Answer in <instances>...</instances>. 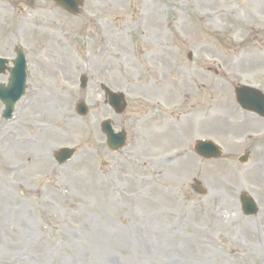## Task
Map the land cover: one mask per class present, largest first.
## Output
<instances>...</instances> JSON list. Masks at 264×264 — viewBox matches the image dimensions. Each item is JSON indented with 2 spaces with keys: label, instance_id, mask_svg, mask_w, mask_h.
I'll list each match as a JSON object with an SVG mask.
<instances>
[{
  "label": "rangeland",
  "instance_id": "obj_1",
  "mask_svg": "<svg viewBox=\"0 0 264 264\" xmlns=\"http://www.w3.org/2000/svg\"><path fill=\"white\" fill-rule=\"evenodd\" d=\"M89 6L91 20L61 12L68 68H30L7 125L0 104V264H264V120L242 112L233 93L237 84L264 91V0ZM105 35H114L110 51L100 50ZM100 84L124 94L122 114ZM181 113L188 118L169 121ZM106 119L127 133L116 153L100 132ZM15 138L29 141L25 156ZM197 140L223 157L200 159ZM59 148L76 150L62 167ZM242 190L255 217L241 214Z\"/></svg>",
  "mask_w": 264,
  "mask_h": 264
},
{
  "label": "flooded vegetation",
  "instance_id": "obj_2",
  "mask_svg": "<svg viewBox=\"0 0 264 264\" xmlns=\"http://www.w3.org/2000/svg\"><path fill=\"white\" fill-rule=\"evenodd\" d=\"M21 50L33 69L61 68V8L54 0H0V57Z\"/></svg>",
  "mask_w": 264,
  "mask_h": 264
},
{
  "label": "water",
  "instance_id": "obj_3",
  "mask_svg": "<svg viewBox=\"0 0 264 264\" xmlns=\"http://www.w3.org/2000/svg\"><path fill=\"white\" fill-rule=\"evenodd\" d=\"M20 72H21V70L18 71L17 73L14 72V75H18ZM22 79H21V81H22ZM14 81H15V76H14ZM23 87H24V85L22 83V88ZM237 95L239 96L238 101L244 109H247L250 111H255V112L259 113L260 115H264V97H262V96L260 97L256 91H253L252 89H249L246 87H240L239 89H237ZM109 96L111 97V99L114 101L115 104L121 103V99H122L121 95L109 93ZM242 96H246V98H248V100H246V101L242 100V98H241ZM14 102H15L14 100L10 101V102H5V101L3 102L5 104L4 116L6 118L12 112ZM83 107H84L83 104H79L78 111L80 114L85 113V109ZM122 109H123V107L119 106L117 111L119 112ZM122 140H123V138L120 137V140L116 142L118 147L123 144ZM195 149L199 154L203 155L204 157H207V158L219 157L218 149L210 142L198 143L196 145ZM243 203H244V211L247 214H253L255 212L256 208L250 199L244 198Z\"/></svg>",
  "mask_w": 264,
  "mask_h": 264
},
{
  "label": "bare ground",
  "instance_id": "obj_4",
  "mask_svg": "<svg viewBox=\"0 0 264 264\" xmlns=\"http://www.w3.org/2000/svg\"><path fill=\"white\" fill-rule=\"evenodd\" d=\"M141 19H144V17H141ZM146 20V19H145ZM111 47H109V49H110ZM108 49V50H109ZM182 119H184V118H182ZM26 143V140H25V142H23V140H16V139H14L13 140V149H14V151H16V150H20V151H22L21 150V148L20 147H22L21 145H23V144H25ZM26 145H28V144H26ZM24 155L25 156V154H27V152H24V151H22V152H19L18 153V155Z\"/></svg>",
  "mask_w": 264,
  "mask_h": 264
}]
</instances>
